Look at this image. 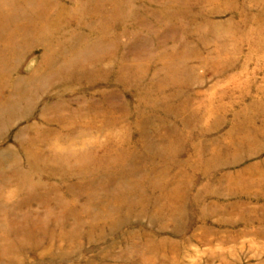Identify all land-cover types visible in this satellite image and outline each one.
Wrapping results in <instances>:
<instances>
[{
    "label": "rangeland",
    "instance_id": "1",
    "mask_svg": "<svg viewBox=\"0 0 264 264\" xmlns=\"http://www.w3.org/2000/svg\"><path fill=\"white\" fill-rule=\"evenodd\" d=\"M0 264H264V0H0Z\"/></svg>",
    "mask_w": 264,
    "mask_h": 264
},
{
    "label": "bare ground",
    "instance_id": "2",
    "mask_svg": "<svg viewBox=\"0 0 264 264\" xmlns=\"http://www.w3.org/2000/svg\"><path fill=\"white\" fill-rule=\"evenodd\" d=\"M7 120H9V118H7ZM7 122V121H6Z\"/></svg>",
    "mask_w": 264,
    "mask_h": 264
}]
</instances>
